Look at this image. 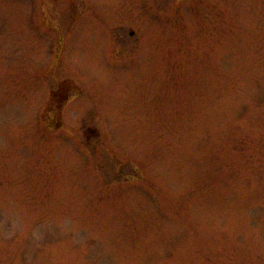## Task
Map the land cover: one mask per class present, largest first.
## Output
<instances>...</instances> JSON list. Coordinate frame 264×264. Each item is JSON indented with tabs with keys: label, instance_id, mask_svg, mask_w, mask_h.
Masks as SVG:
<instances>
[{
	"label": "rangeland",
	"instance_id": "obj_1",
	"mask_svg": "<svg viewBox=\"0 0 264 264\" xmlns=\"http://www.w3.org/2000/svg\"><path fill=\"white\" fill-rule=\"evenodd\" d=\"M0 264H264V0H0Z\"/></svg>",
	"mask_w": 264,
	"mask_h": 264
}]
</instances>
